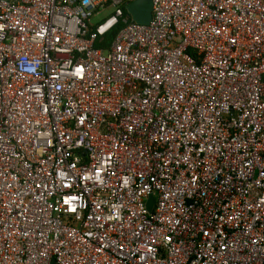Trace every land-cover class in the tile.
Segmentation results:
<instances>
[{
	"label": "built area",
	"instance_id": "obj_1",
	"mask_svg": "<svg viewBox=\"0 0 264 264\" xmlns=\"http://www.w3.org/2000/svg\"><path fill=\"white\" fill-rule=\"evenodd\" d=\"M134 1L0 0V264H264V0Z\"/></svg>",
	"mask_w": 264,
	"mask_h": 264
},
{
	"label": "water",
	"instance_id": "obj_2",
	"mask_svg": "<svg viewBox=\"0 0 264 264\" xmlns=\"http://www.w3.org/2000/svg\"><path fill=\"white\" fill-rule=\"evenodd\" d=\"M126 10L130 13L132 20L139 24H148L152 18V0H135L130 3ZM154 199L149 198L147 209L152 210Z\"/></svg>",
	"mask_w": 264,
	"mask_h": 264
},
{
	"label": "rangeland",
	"instance_id": "obj_3",
	"mask_svg": "<svg viewBox=\"0 0 264 264\" xmlns=\"http://www.w3.org/2000/svg\"><path fill=\"white\" fill-rule=\"evenodd\" d=\"M105 14H106V13H105ZM103 16H104V14H102V15H97V16L93 17V18H92V22H93V23H97V22H99L100 20L103 19Z\"/></svg>",
	"mask_w": 264,
	"mask_h": 264
},
{
	"label": "trees",
	"instance_id": "obj_4",
	"mask_svg": "<svg viewBox=\"0 0 264 264\" xmlns=\"http://www.w3.org/2000/svg\"><path fill=\"white\" fill-rule=\"evenodd\" d=\"M116 33V31H113V33H111L110 35L107 36L106 38V43L109 42V40L111 39V37ZM97 47H102V45L100 44H96Z\"/></svg>",
	"mask_w": 264,
	"mask_h": 264
}]
</instances>
